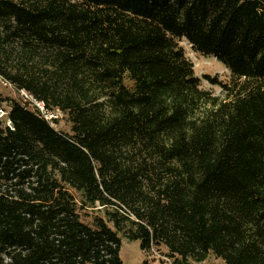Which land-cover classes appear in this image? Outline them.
I'll list each match as a JSON object with an SVG mask.
<instances>
[{
    "label": "trees",
    "instance_id": "1",
    "mask_svg": "<svg viewBox=\"0 0 264 264\" xmlns=\"http://www.w3.org/2000/svg\"><path fill=\"white\" fill-rule=\"evenodd\" d=\"M0 78V264H264V0H0Z\"/></svg>",
    "mask_w": 264,
    "mask_h": 264
},
{
    "label": "rangeland",
    "instance_id": "2",
    "mask_svg": "<svg viewBox=\"0 0 264 264\" xmlns=\"http://www.w3.org/2000/svg\"><path fill=\"white\" fill-rule=\"evenodd\" d=\"M180 45L184 48L186 56L194 64V70L196 76L201 80V88L212 92L215 96H223L222 90L219 86L211 85L205 78V76L217 77L223 83H228L232 79L231 72L229 69L220 61L213 56H203L196 52L187 41L180 42ZM9 99L17 100L25 103V97L18 92L14 87L6 83L2 78L0 79V109L8 111L9 105L7 102ZM30 108L32 106L28 105ZM54 117L57 122L51 119L52 125L58 130L65 133H71V125L62 113H54ZM49 117L50 115L47 114ZM103 216L102 213H99ZM97 215L96 212L88 211L83 213V219L89 225L93 224L94 217ZM111 227H113L110 224ZM122 239L121 259L123 264H170L172 262L167 256L164 255L165 251L162 252L154 251L151 253H145L141 250L140 242H129L123 234L120 235ZM167 259L169 261H167ZM194 264H225L223 261L215 258L214 256L203 263Z\"/></svg>",
    "mask_w": 264,
    "mask_h": 264
},
{
    "label": "built area",
    "instance_id": "3",
    "mask_svg": "<svg viewBox=\"0 0 264 264\" xmlns=\"http://www.w3.org/2000/svg\"><path fill=\"white\" fill-rule=\"evenodd\" d=\"M20 93L26 98L25 102L28 103L30 106H32L33 110L42 114V116L45 117V119L47 121L51 122L50 120L54 119V117L56 116L54 113H60L59 111L54 112V113H48L45 109V105L43 102L37 101L33 96H31L28 92H26L24 90H22ZM47 114H49L50 117ZM5 116H6V113L3 110H0V118L3 119V118H5ZM167 261H169V260L167 259ZM169 263L172 264L171 261H169Z\"/></svg>",
    "mask_w": 264,
    "mask_h": 264
}]
</instances>
